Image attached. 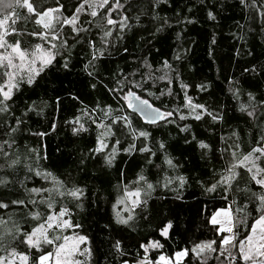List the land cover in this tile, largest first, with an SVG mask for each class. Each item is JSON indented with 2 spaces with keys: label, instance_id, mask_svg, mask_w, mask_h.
<instances>
[{
  "label": "snow or ice",
  "instance_id": "obj_1",
  "mask_svg": "<svg viewBox=\"0 0 264 264\" xmlns=\"http://www.w3.org/2000/svg\"><path fill=\"white\" fill-rule=\"evenodd\" d=\"M201 22L218 96L191 56ZM257 39L264 0H0V264H264ZM77 68L87 103L50 87Z\"/></svg>",
  "mask_w": 264,
  "mask_h": 264
},
{
  "label": "trees",
  "instance_id": "obj_2",
  "mask_svg": "<svg viewBox=\"0 0 264 264\" xmlns=\"http://www.w3.org/2000/svg\"><path fill=\"white\" fill-rule=\"evenodd\" d=\"M197 16L202 20L201 13H198ZM241 17H242V13L237 8L233 7L229 12L224 13L223 18L221 20V23L223 25V34L218 36L220 46L217 49V53L220 57L221 62L224 64H227L229 56L232 55L233 52L232 45L235 43V41H232L229 37V29L232 27L233 21L236 19H241ZM189 27L191 30L189 31L188 35L192 39L199 40V44L195 46V51L191 54L192 60L201 70L200 75H206L211 80L217 81V83L214 85L215 90L213 92V95L218 96L220 94L221 89L226 90V82L224 81L223 75H219V79L217 80L218 77L217 69L219 65L209 63L208 57L206 56L205 53L206 40L203 36V33L210 32L211 25L201 22L198 23L195 27L192 26ZM168 43L171 44L172 41H169ZM254 43L256 45L255 51L257 54H259L262 50H264L262 49L261 42L258 39L255 40ZM165 50L166 51L168 50L167 45H165ZM77 72H78V68L74 69L73 73L71 75H68L67 77H65L63 73H61L59 75V79H56L54 74H50L49 79L53 80V83L50 85V87L60 86L66 90H71L73 93L81 92L82 99L84 100L85 103H87L89 100L93 99L94 97L88 96L87 90L83 89L82 85L78 83L80 78L76 75ZM48 95H53V93L49 92ZM61 95L66 96L67 92H63L61 93ZM222 98L223 97H221V99ZM65 106L66 107L64 108L63 111L59 113H53V115H55L56 117L62 120L65 117L70 116L76 110L74 107H68L67 100H65ZM40 123H45V122L40 121ZM34 127H39V125H34ZM66 135H67L66 130L63 127H61L60 131L57 134L43 141V143L46 145L47 151L53 157L54 160L59 155V153H57L56 151L58 146L61 149L67 151V149L65 148V145L67 144V140L65 138ZM189 202L190 203L193 202L191 198H189ZM90 231H95V225H93ZM96 236H97V240L103 238V235L98 232L96 233ZM166 251H170V250H166Z\"/></svg>",
  "mask_w": 264,
  "mask_h": 264
}]
</instances>
